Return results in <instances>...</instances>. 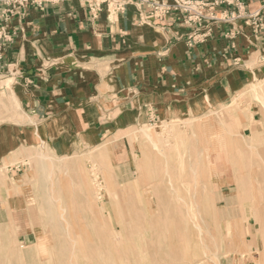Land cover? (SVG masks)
I'll return each instance as SVG.
<instances>
[{"label":"rangeland","instance_id":"374dc122","mask_svg":"<svg viewBox=\"0 0 264 264\" xmlns=\"http://www.w3.org/2000/svg\"><path fill=\"white\" fill-rule=\"evenodd\" d=\"M261 75L223 103L147 117L114 135L130 147L125 165H115L108 141L93 143L88 133L5 162L0 264H264ZM141 194L153 205L137 208ZM163 195L175 211L163 207Z\"/></svg>","mask_w":264,"mask_h":264},{"label":"crops","instance_id":"0c3cea01","mask_svg":"<svg viewBox=\"0 0 264 264\" xmlns=\"http://www.w3.org/2000/svg\"><path fill=\"white\" fill-rule=\"evenodd\" d=\"M111 1L96 14L86 0L27 7L6 24L0 166L26 148L62 147L87 133L108 141L115 165H125L130 147L114 135L147 117L223 103L262 76L264 0H201L207 6L195 24L180 12L156 17L141 0Z\"/></svg>","mask_w":264,"mask_h":264},{"label":"built area","instance_id":"2783aa9c","mask_svg":"<svg viewBox=\"0 0 264 264\" xmlns=\"http://www.w3.org/2000/svg\"><path fill=\"white\" fill-rule=\"evenodd\" d=\"M65 0H0V59L6 44L10 41V35L7 32L6 24L11 18L17 15L21 10L27 7L41 8L45 4L59 3ZM90 5V11L98 13L101 6L109 0H86ZM111 1V0H110ZM231 0H213V5L219 6L227 4ZM237 1V0H232ZM116 4L117 9H122V4L111 1ZM142 3L149 5L153 9V15L159 18L169 14V12H180L186 17L189 24L200 23L204 16L201 9L207 4L201 0H141ZM260 27V26H259Z\"/></svg>","mask_w":264,"mask_h":264},{"label":"bare ground","instance_id":"6f19581e","mask_svg":"<svg viewBox=\"0 0 264 264\" xmlns=\"http://www.w3.org/2000/svg\"><path fill=\"white\" fill-rule=\"evenodd\" d=\"M264 103V102H263ZM259 136H257V134H256V132H254V142L255 141H257V138H258ZM212 139H214V137H213V135L211 136V139H209V140H212ZM156 149V148H155ZM102 153V152H101ZM100 153V154H101ZM99 154V155H100ZM32 164V163H31ZM40 167H42L41 165H40ZM53 167V166H52ZM45 168V167H44ZM44 173V172H43ZM47 176V175H46ZM42 182V181H41ZM45 187H47V185L45 186ZM33 188V187H32ZM30 190V189H29ZM43 193V192H42ZM52 195V194H51ZM48 196V195H47ZM140 196V198H139V200L140 201H142V203H141V205H140V203H137V208H139V206H141L140 208H144L145 206H148V205H150V206H152L153 205V202L151 201V202H149V201H146V198H144V194H141V195H138L137 197H139ZM46 197V196H45ZM49 197V196H48ZM45 199V198H44ZM50 199V198H49ZM51 200V199H50ZM170 200V196H165V195H163V197H162V200H161V204H163V207H165L166 209H168V208H173V202H171V201H169ZM48 201V200H47ZM58 201V200H57ZM54 202V201H53ZM48 204H52L51 203V201L50 202H47ZM150 206H148V207H150ZM51 207V206H50ZM53 208H54V206H53ZM50 209V208H49ZM48 211V210H47ZM46 211V212H47ZM53 211H55V209L53 210ZM64 211V210H63ZM173 211H175V209L173 208ZM49 212H50V210H49ZM48 214V213H47ZM174 214H175V212H174ZM50 215V214H49ZM62 215V214H61ZM61 215H60V217H61ZM177 216V215H176ZM62 218V217H61ZM60 218V219H61ZM10 219H12L11 217H10ZM38 219V218H37ZM51 220V219H50ZM58 220V219H57ZM63 220V219H62ZM35 221V220H34ZM38 221V220H37ZM52 221V220H51ZM51 221H50V223H51ZM40 222V221H39ZM42 222V221H41ZM45 222V221H44ZM43 223V222H42ZM174 223V222H173ZM60 224H61V221H60ZM66 224V223H65ZM44 225V224H43ZM42 225V226H43ZM46 225V224H45ZM35 227V226H34ZM40 227V226H39ZM63 229V228H62ZM172 229L175 231V235H176V233H177V229H179V226H174V227H172ZM54 230V229H53ZM172 230V231H173ZM54 232V231H53ZM60 232H62L61 230H60ZM65 233V232H64ZM56 234V233H55ZM63 235V234H62ZM63 237V236H62ZM69 237V236H68ZM64 238V237H63ZM0 239L2 240V242L4 243V246H6V243H7V241H8V233H6V232H4L3 231V229H0ZM70 239V238H69ZM66 240V239H65ZM6 248V247H5ZM166 248H168L169 250H170V252L171 251H173V252H171V254L172 253H174V250H172V248H173V246L171 245V244H168L167 246H166ZM176 248H177V243H176ZM5 250V249H4ZM39 250V249H38ZM169 252V253H170ZM174 254H176V253H174ZM140 258L142 259V260H144V259H147V257L145 256V257H142V255H140ZM45 259V261H46V258H44ZM188 259V258H187ZM40 260H42V259H40ZM44 261V262H45ZM41 263H42V261H40ZM40 263V264H41ZM43 264V263H42ZM45 264V263H44Z\"/></svg>","mask_w":264,"mask_h":264}]
</instances>
